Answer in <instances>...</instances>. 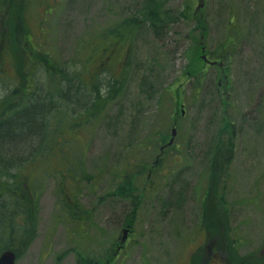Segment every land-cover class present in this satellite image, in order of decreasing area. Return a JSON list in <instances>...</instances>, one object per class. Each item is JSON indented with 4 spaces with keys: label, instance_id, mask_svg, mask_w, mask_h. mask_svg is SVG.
Returning a JSON list of instances; mask_svg holds the SVG:
<instances>
[{
    "label": "rangeland",
    "instance_id": "374dc122",
    "mask_svg": "<svg viewBox=\"0 0 264 264\" xmlns=\"http://www.w3.org/2000/svg\"><path fill=\"white\" fill-rule=\"evenodd\" d=\"M13 1L0 3V107L25 79L7 55L10 20L2 5ZM34 1L26 15L33 48L46 42L52 59L67 63L89 92L98 79L103 88L110 77L124 86L94 127H65L42 159L62 172L82 153L85 175L69 197L58 175L46 178L34 237L16 264H237L245 256L264 257V0H160L168 18L161 36L145 24L130 47L104 57L101 47L108 43H98L101 32L139 16L146 0ZM198 20L207 26L203 34ZM210 61L214 65L205 64ZM192 62L204 65L201 89L186 75ZM42 73L33 77L46 81ZM173 128L171 149L163 153L168 164L148 184L147 169L159 148H168L163 145ZM71 136L74 147L63 146ZM219 147L221 157L212 165ZM139 164L145 174L136 178L134 194L140 195L134 198L141 205L131 232L125 227L131 197L108 195L125 174L134 179ZM36 166L20 174L28 178ZM75 203L89 211L82 222L65 215V206ZM204 216L210 226L203 227ZM124 231V247L112 262V246ZM228 240H237L235 252Z\"/></svg>",
    "mask_w": 264,
    "mask_h": 264
},
{
    "label": "trees",
    "instance_id": "16d2710c",
    "mask_svg": "<svg viewBox=\"0 0 264 264\" xmlns=\"http://www.w3.org/2000/svg\"><path fill=\"white\" fill-rule=\"evenodd\" d=\"M2 1L5 0H0V3ZM34 2V0H14L13 4L2 5L3 14L7 13L10 20L9 32L5 38L8 41L7 55L21 79L25 77L21 86L10 89V94L0 107V254L5 250H12L16 253L17 259L34 237L37 225L38 198L42 194L46 178L53 173L58 175L61 185H64L65 188L63 194L66 197L68 191L69 197L73 195L74 184L85 175L81 162L82 153L76 152L74 160L69 161L67 169L62 172L58 171V167H52L51 161L45 162L42 159L51 154L52 148L58 144L59 134L65 127L70 130L83 129V127L87 130L90 126L94 127L98 118L106 111L110 102L118 97L121 87L124 86L123 83L119 84L118 80H113L110 77L104 83L103 88L101 87L103 82L98 79L96 85L89 92L88 85L80 80L79 75L72 71L67 63L52 59L46 50V42L44 45H38L39 48H33L26 15ZM160 2V0H146L139 16L133 15L124 18L102 31L98 43H108L101 47L103 57L111 54L113 49L121 50L130 47L145 24H148L158 37L161 36V30L166 26L168 18L166 12L162 10ZM45 15L50 14L46 13ZM181 15L183 18H187L184 17V13ZM43 21L45 20L43 19ZM196 23L202 34L206 32L207 26L203 20H198ZM129 52V56H131L133 48H129ZM230 55L228 52L217 57L219 61H223ZM194 57L197 60L196 53ZM38 71L43 72L46 81H40L33 77ZM186 75L195 80L196 88H202L205 78L204 65L195 66L192 62ZM31 76L32 78H30ZM102 92L103 94H101ZM227 124L230 128V123L227 122ZM74 138L72 136L64 138L63 146L74 147L73 143L77 142V139ZM153 143L158 147L157 140ZM232 144V142L229 143L228 157H231ZM170 149L171 146L163 151L159 148L160 154L157 155L150 169L146 168L148 172L152 173L148 174L146 179L148 184L153 177V172L155 175H161L160 169L164 165V167L167 166L168 162L164 163L163 153ZM221 152L222 147L216 149L215 156L211 159L212 165L216 162L215 158L221 157ZM36 163L37 169L34 175L28 178L22 177L20 173H24L27 168H32L31 165ZM137 167H140V170L136 172L134 179L132 178L133 173H131L132 175L125 174L121 178L123 182L115 192L108 195L109 197H117V195L131 197L129 198L132 204L131 211L125 220V227L131 232L141 205L140 198H134V196L140 195V193L134 194L135 189L140 190L136 178L139 179L145 174L142 164ZM37 172L39 175H36ZM216 172L217 170L214 168L209 183L210 181L214 183ZM65 175H68V181H66ZM177 180L178 177L173 178L171 185L175 184ZM89 181H92V178H89ZM211 188L212 184L208 187V191H211ZM170 189L173 193L174 189L172 187ZM224 203L226 205L225 201ZM206 204H204L205 211L207 210ZM220 204L224 206L221 201ZM222 211L223 227H226L228 233L229 227L226 222L228 208ZM65 213L69 217L72 216L75 221L82 222L84 220L82 217L88 215L89 211L83 210L75 203L73 206L66 205ZM77 216L80 217L77 218ZM207 222L209 225V217L206 216L205 219L204 216L203 227ZM228 241L232 251L235 252L237 240ZM123 247L120 242L112 246V262L116 251ZM83 264L95 263L92 260H83ZM237 264H264V257L245 256L240 258Z\"/></svg>",
    "mask_w": 264,
    "mask_h": 264
},
{
    "label": "water",
    "instance_id": "95a60500",
    "mask_svg": "<svg viewBox=\"0 0 264 264\" xmlns=\"http://www.w3.org/2000/svg\"><path fill=\"white\" fill-rule=\"evenodd\" d=\"M176 129L172 130V139L169 142V145H172L173 139L176 136ZM126 233L122 239V243L126 240ZM16 263V254L12 250H5L0 255V264H15Z\"/></svg>",
    "mask_w": 264,
    "mask_h": 264
},
{
    "label": "flooded vegetation",
    "instance_id": "af4514ba",
    "mask_svg": "<svg viewBox=\"0 0 264 264\" xmlns=\"http://www.w3.org/2000/svg\"><path fill=\"white\" fill-rule=\"evenodd\" d=\"M160 148H162V147H160Z\"/></svg>",
    "mask_w": 264,
    "mask_h": 264
}]
</instances>
